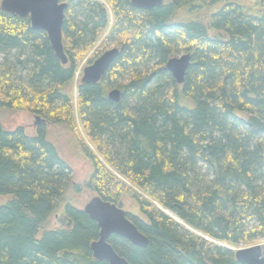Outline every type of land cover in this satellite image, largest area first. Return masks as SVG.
Returning a JSON list of instances; mask_svg holds the SVG:
<instances>
[{"label": "trees", "instance_id": "1", "mask_svg": "<svg viewBox=\"0 0 264 264\" xmlns=\"http://www.w3.org/2000/svg\"><path fill=\"white\" fill-rule=\"evenodd\" d=\"M61 1L66 64L29 17L0 8V110L40 117L34 135L0 122V264H107L90 249L97 223L66 196L82 188L135 204L146 247L109 237L130 264H240L232 247L264 239V133L245 119L264 121V0ZM114 41L118 57L99 82L77 79L75 102L82 60ZM180 53L191 63L177 84L165 63ZM49 124L90 164L82 184Z\"/></svg>", "mask_w": 264, "mask_h": 264}, {"label": "water", "instance_id": "2", "mask_svg": "<svg viewBox=\"0 0 264 264\" xmlns=\"http://www.w3.org/2000/svg\"><path fill=\"white\" fill-rule=\"evenodd\" d=\"M162 3L163 0H131L133 7L146 10L159 7ZM66 5V2L60 0H0V8L3 11L18 17H29L32 29L43 30L47 34L51 49L62 64L68 61L62 42ZM119 53V47L109 48L84 66L80 83L99 82ZM190 63L191 55L185 53L170 57L165 63V68L177 84H182ZM120 93L118 88H112L108 91L107 97L113 102H118ZM36 119L35 125L39 123L38 116ZM246 124L264 133V121L258 116L249 115L246 118ZM83 211L97 223L99 228L97 239L90 244L93 257L97 260H105L107 264H130L109 242L112 234L123 237L139 247H146L149 242L146 235L127 217L126 211L113 202L93 195L83 206ZM233 251L236 261L240 264H264V245L254 244L245 248L233 249Z\"/></svg>", "mask_w": 264, "mask_h": 264}, {"label": "rangeland", "instance_id": "3", "mask_svg": "<svg viewBox=\"0 0 264 264\" xmlns=\"http://www.w3.org/2000/svg\"><path fill=\"white\" fill-rule=\"evenodd\" d=\"M97 44L86 54V56L82 60L81 67L79 70L81 71L80 76L78 75L79 72L76 73L75 80L72 84V91H73V97H74L75 102H76V96H77V93H76L77 79L80 81V78L82 75V69L84 66L88 64V59L94 53V49L96 48ZM116 44H117V41L108 43V49L117 46ZM179 55H181V53L178 54L177 56ZM1 63H3V57L0 54V64ZM36 117H37V114L29 110H26V109L0 110V122L5 129L11 130V129H15L16 127L21 126L24 128L26 133L29 135H34L36 132V125H35V122L37 120ZM245 119H246V116H245ZM39 121H40V117H39ZM77 129H78V132L81 138L84 140V142L86 144H89L90 147L92 148L88 139L84 136L82 129L81 127H79L78 123H77ZM48 137L56 145L59 153L69 163L71 167V176H72L73 181L82 184L83 180L86 179L88 173L90 172L91 166L86 160V158L83 156V154L78 149H75L74 147L70 145L74 140L73 137L64 128L54 126L51 124L48 125ZM93 195H94L93 192L89 191L87 188H82L78 193L76 192L74 193L71 190H69L66 196L75 205L79 207H83L85 203ZM6 199H7V196H0V203L5 202ZM123 200L124 202H123L122 208L124 210L138 214L135 204L132 202V200L129 197H124ZM58 214L59 213H54L51 216L49 224H48L50 227L61 226L62 219L58 218ZM197 234L203 235L199 232H197ZM254 244L264 245V239L257 238L253 240L251 244H240L238 247H232V249L245 248V247H249Z\"/></svg>", "mask_w": 264, "mask_h": 264}, {"label": "flooded vegetation", "instance_id": "4", "mask_svg": "<svg viewBox=\"0 0 264 264\" xmlns=\"http://www.w3.org/2000/svg\"><path fill=\"white\" fill-rule=\"evenodd\" d=\"M61 1V0H60ZM39 123H40V121H39ZM39 123L36 125V126H38L39 125Z\"/></svg>", "mask_w": 264, "mask_h": 264}]
</instances>
